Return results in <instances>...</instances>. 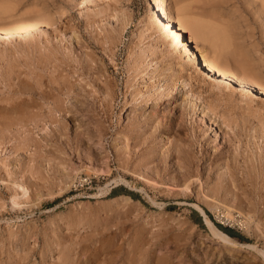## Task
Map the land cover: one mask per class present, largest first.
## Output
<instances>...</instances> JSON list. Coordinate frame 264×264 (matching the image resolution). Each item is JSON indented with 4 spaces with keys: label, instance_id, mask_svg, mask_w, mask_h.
<instances>
[{
    "label": "rangeland",
    "instance_id": "374dc122",
    "mask_svg": "<svg viewBox=\"0 0 264 264\" xmlns=\"http://www.w3.org/2000/svg\"><path fill=\"white\" fill-rule=\"evenodd\" d=\"M6 2L0 25L54 24L0 38V264H264V92L193 68L183 82L153 0ZM184 3L229 25L225 70L264 86L261 0Z\"/></svg>",
    "mask_w": 264,
    "mask_h": 264
},
{
    "label": "bare ground",
    "instance_id": "6f19581e",
    "mask_svg": "<svg viewBox=\"0 0 264 264\" xmlns=\"http://www.w3.org/2000/svg\"><path fill=\"white\" fill-rule=\"evenodd\" d=\"M6 1L2 0V3L0 2L1 4L0 7L2 9V10L0 9V13L4 12V14H6L5 13L6 6L7 8L9 6L8 10L10 11L11 9L10 5H7ZM90 1L95 2V0H81L83 4L84 3L87 4V2ZM185 1L176 0L175 16L173 18L172 12L166 5L165 0H153L154 11L151 16L153 18L152 22H154V24L156 25V29L159 32V38L166 45L163 52L167 53L168 55V52L173 51V56L171 58H178V59L180 58V60L185 58V60L178 62H176L174 59H171L172 67L180 71V73H184L183 82L189 83L191 77L190 74H188L187 72L189 71V68H193V70L196 73L200 75L203 73L205 77H209L213 79L218 84L230 85L232 82H239V84L243 86H248L249 88H255V89L257 88L259 91L264 92V86H262L260 83H257V81L255 80L256 76L253 75V73H251L252 71H250L251 69L250 70L248 69V66L246 67L244 66V64H242L244 66V67L242 66L241 68L243 69V73L238 76L228 73L225 70L224 65L226 64L225 62L227 61L228 58L227 55L228 53H230V51H232L231 49L234 48L232 47V45L234 46V43H232L231 40V38L234 39V37L232 31L229 29L230 28L229 25L226 22L224 23V21L219 22L217 20L214 21L208 19L204 20L203 18H197L191 16L190 13H188V9H187L188 4L185 3L183 4V2ZM260 4L261 7H264V0H261ZM3 15L1 14V16ZM53 24L47 22V20L44 19L42 20L39 18H33L29 20H17L14 25H4V26L0 25V38L4 34L18 35V36H22L23 38H27L30 36L29 33H31V35H36L38 32H43V33L44 31L47 32L48 31L47 29H49V27H51ZM186 32H188L190 35L189 41L191 42L194 41L198 45L199 44L201 45L202 48L201 54H198L196 52V49H193L190 46V44L188 43V39L184 36ZM209 52H213L214 55L213 59L207 56V53ZM178 65H180V68H176ZM94 86H95V90L102 89V86L100 84L96 83L94 84ZM170 90L173 91L174 87L171 86ZM189 95L190 97L188 101L189 104L191 105V108H193V111H195L196 109L201 111L205 109V107L202 106L201 102L200 103L198 102V98L194 97L193 93H190ZM207 115H208L207 112L205 113L203 111L202 116H207ZM155 126L158 128L157 125ZM183 164L184 166L187 167L188 165L187 160H184ZM192 172L188 168H185V171L183 172L185 179H188V182L185 184L187 188L191 184V180L189 179L190 176L192 175ZM15 200L16 199H13V202L17 205L18 203ZM195 207L198 210H200L208 227L211 229L215 237H217L219 240H222L227 245H232V246L248 245L252 247V245H250L249 243L241 242L238 239L227 234L224 230L220 229L214 222H212L208 214L204 211V209L201 206L196 205ZM256 250H258L260 253L264 255L263 248L261 249L257 248ZM145 262L147 263V261Z\"/></svg>",
    "mask_w": 264,
    "mask_h": 264
},
{
    "label": "trees",
    "instance_id": "16d2710c",
    "mask_svg": "<svg viewBox=\"0 0 264 264\" xmlns=\"http://www.w3.org/2000/svg\"><path fill=\"white\" fill-rule=\"evenodd\" d=\"M218 227L222 230H224L227 234H229L230 236L232 237H236V238H239L240 236L234 231L232 230L231 228H228V227H223L222 225L218 224ZM241 238V237H240Z\"/></svg>",
    "mask_w": 264,
    "mask_h": 264
}]
</instances>
